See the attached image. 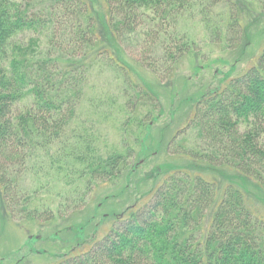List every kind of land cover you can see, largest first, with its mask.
<instances>
[{
    "label": "trees",
    "instance_id": "1",
    "mask_svg": "<svg viewBox=\"0 0 264 264\" xmlns=\"http://www.w3.org/2000/svg\"><path fill=\"white\" fill-rule=\"evenodd\" d=\"M102 1L103 25L89 0H0L1 235L6 218L17 226L42 225L80 210L95 188L129 169L135 156L131 124L147 133L161 107L133 79L119 50L167 80L179 60L199 51L179 29L181 20L199 14L209 38L218 43L227 35L234 51L251 37L246 3L264 10V0ZM26 33L31 36L23 41ZM100 61L122 75L121 150L99 148L95 129L78 114L88 75ZM191 116L165 153L210 173L225 169L231 174L219 175L226 182L178 165L147 202L111 215L100 239L61 253L52 264H264V212L246 197L264 205V41L254 63L198 98ZM142 139L135 135L133 142ZM51 170L66 186L74 183L56 211L38 197L48 185L39 177Z\"/></svg>",
    "mask_w": 264,
    "mask_h": 264
},
{
    "label": "rangeland",
    "instance_id": "2",
    "mask_svg": "<svg viewBox=\"0 0 264 264\" xmlns=\"http://www.w3.org/2000/svg\"><path fill=\"white\" fill-rule=\"evenodd\" d=\"M89 1L97 19L103 25L105 17L103 1ZM244 15L245 26L248 27L251 37L249 43L246 38L243 45L234 51L226 46L227 35L218 43L209 38L199 14L181 20L179 29L196 42L199 51L179 60L167 80L161 81L154 73L141 66L135 60L138 56H132L136 55L135 52H129L133 59L124 51L117 52V56L130 67L133 79L144 84L157 96L161 107L158 114L157 111L154 112L157 119L150 123L147 133L131 124L132 133H128V142L134 147L135 156L129 169L113 183L95 188L80 210L65 215L56 214L52 220L42 225L24 222L17 226L7 218L3 219L1 225L4 222L6 224L2 235L0 233V264H52L56 263L61 253H66L73 247L74 250L87 249L90 243L100 239L111 227L113 222L111 215L125 211L130 206L147 202L156 185L178 165H189L188 167L208 178L226 182L227 177L219 174L231 172L224 169V172L217 174L210 173L201 166L195 168L187 158L165 153L164 146L192 117L193 106L198 98L226 84L230 78L241 75L254 63L264 41V10L255 4L246 3ZM255 19L258 21L256 24ZM30 36L26 33L20 39L26 41ZM121 85L122 75L103 61L97 62L88 75L78 108V114L88 120L95 129L91 134L97 137L96 145L104 151L113 147L121 150L122 147L124 134L121 124L125 115L122 109L123 99L120 97ZM164 127L167 129L165 136L162 135ZM135 135L143 137L141 143L133 142ZM192 135L191 131L187 134L189 139ZM158 141L161 144L157 146ZM62 165L66 167L65 163ZM47 175L48 177L44 172L39 177V180L46 178L48 185L38 197L41 203L51 206V209L56 211L62 200L61 196H65L69 189L72 191L74 183L66 186L62 175L53 173V170ZM246 197L251 206L264 212L262 203L251 195ZM88 215H94L93 219L83 222ZM80 222H83L81 226H72Z\"/></svg>",
    "mask_w": 264,
    "mask_h": 264
}]
</instances>
